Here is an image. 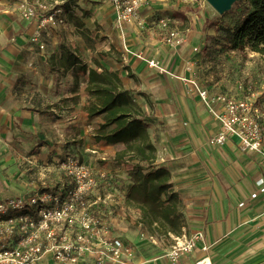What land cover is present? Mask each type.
<instances>
[{
	"label": "rangeland",
	"instance_id": "1",
	"mask_svg": "<svg viewBox=\"0 0 264 264\" xmlns=\"http://www.w3.org/2000/svg\"><path fill=\"white\" fill-rule=\"evenodd\" d=\"M2 1L6 3L0 5L2 9L0 36H6L3 43H7L8 53L5 54L4 50H0V64L7 69L0 68V76L3 78L8 76L4 81L8 86L3 87L1 82L0 92L9 94L7 106L20 104L21 106L18 107H22L25 96L34 93L39 85L42 86L43 78H49L47 84L50 93L68 97L72 102H69L70 113L65 118H68L67 123H70L69 126L74 130L64 133L67 142L61 144V152L55 158L74 156L94 171L104 168L115 179L114 189L118 195L130 187L131 182L127 178L126 171L133 162L129 160L130 154L125 152L122 146L112 147L96 142V129L102 120L100 116L89 118L87 115L88 96L85 91L87 76L80 66L75 65L67 71L62 68L63 55L66 51L76 55L87 69L103 68L118 72L124 82L123 86L131 92L146 115L151 142L152 135H156L157 131L162 133L160 130L166 119L176 121L177 125L191 121V129L183 126L184 132L189 134L193 132L194 136L202 135L201 121L204 119L202 110L205 108L194 87L205 91L210 98L216 95L260 94L256 101L264 110V55L253 52L248 40L243 47L227 52L222 45L212 39L215 37V29L204 28L207 23L216 25L221 17L227 22L230 21L231 17L225 14L231 9L223 14L225 15L223 17L216 13L206 0H151L146 21L136 25L140 29L138 30L132 27L133 24L116 27L115 13L107 0H59L64 7L65 24L54 28L49 37H43L41 42L45 47L40 49L38 43L29 37L26 30L15 31H24L26 27V21L17 13L19 0ZM85 15L87 18H84ZM71 16L73 19H79L77 21H80L81 26L75 24ZM161 19L166 20V26L160 24ZM5 24L10 25L11 28L3 29ZM113 28L120 35L122 46L124 45L122 36L126 31L129 37L133 38V43H137V46L131 47L142 49V59L137 58V60L145 64L146 60L150 61L151 58L157 57L165 72L150 68L146 63L147 77L139 80V74H132L129 72L130 69L122 67L121 63L126 62L122 60L121 54L115 52L113 56L110 55L112 45L108 43L106 34ZM135 30L139 33L136 32L137 36L134 34ZM172 30H175L181 39L179 44L172 43L173 40L169 39ZM193 47L195 48L192 50ZM130 51L138 54L135 49ZM14 57H18L19 65H16V69H11L10 63ZM176 59L182 62L179 66L181 65L182 71L184 68L193 85H186L182 78L178 77L181 83L175 77L174 68L175 72L179 70V66L174 65ZM55 98L56 96L53 99ZM1 136L2 144L4 139ZM194 136H188L191 137L188 140L191 152L199 146L191 140ZM19 138L20 135L15 136L11 141L10 136L9 142L5 141L6 145L0 146V199L20 193L23 189L28 191L37 187L39 172L42 170V165L46 164V161H40L38 156L41 154L39 148L42 145L50 146L48 137L41 134H27L24 136L25 141ZM153 145L155 163L170 171L171 190L178 198L175 201H166L165 197L161 196L157 204L142 206L141 196L136 192L131 197V204L129 203L134 214L126 216L122 212L114 216L112 223L117 225L121 220L119 228L123 231L113 230L112 235L132 246L133 258L130 263L169 264L161 247L164 233H176L175 231L179 229L181 232L183 228L189 234L199 232L197 230L206 232V229L202 230L204 223L218 222L217 228L208 231L211 251L216 259L215 264H264V229L247 230L236 227L224 233L223 230L226 228L222 226L224 222L221 220L202 224V220L206 219L203 212L208 209L202 204L211 200L220 203L223 198L220 199L218 194L209 199L206 196L191 194L195 188L192 187L191 182L181 179L179 174L182 173V168L169 166L166 160L163 162L161 159L168 158V154L155 142ZM53 148L50 146L49 150L54 151ZM204 152L206 153L205 149ZM46 180L52 183L56 180V175ZM219 205L217 210L220 208ZM168 213H173L176 217L174 228L164 219ZM220 224L221 228H219ZM116 231L118 235L114 234ZM145 234L150 238H157L159 246L145 241ZM193 254L194 252L190 255ZM84 264L121 263L104 258L89 259Z\"/></svg>",
	"mask_w": 264,
	"mask_h": 264
},
{
	"label": "built area",
	"instance_id": "2",
	"mask_svg": "<svg viewBox=\"0 0 264 264\" xmlns=\"http://www.w3.org/2000/svg\"><path fill=\"white\" fill-rule=\"evenodd\" d=\"M107 1L115 13L118 28L137 22V11L147 2ZM60 2H18L17 13L33 26L32 39L40 49L45 47L41 39L49 37L54 28L65 24ZM160 24L166 26V20L161 19ZM169 34L172 43L181 42L175 30ZM128 55L142 59L141 54L136 55L124 46L122 60L126 61ZM146 63L150 68L164 71L155 60H146ZM182 81L193 85L187 78L183 77ZM194 89L217 125L216 133L208 140L209 145L222 146L235 139L242 154L258 155L264 163V110L256 101L260 94L210 98L205 91ZM45 163L39 172L41 177L37 187L28 194L0 200V264H84L89 259L104 258L133 264L130 263L133 258L130 243L112 235V219L117 210L127 208L125 192L116 193L113 176L104 168L94 171L74 156L55 158ZM52 175H56V180L47 182L46 179ZM256 186L259 193H264L263 179H259ZM257 195L252 194V198ZM199 246L202 251L210 248L205 234L202 231L189 234L183 229L177 236L170 235V245L164 256L169 262L177 263ZM195 264L210 262L204 258Z\"/></svg>",
	"mask_w": 264,
	"mask_h": 264
},
{
	"label": "crops",
	"instance_id": "3",
	"mask_svg": "<svg viewBox=\"0 0 264 264\" xmlns=\"http://www.w3.org/2000/svg\"><path fill=\"white\" fill-rule=\"evenodd\" d=\"M5 3V1L0 0V5H4ZM149 4L151 5V0H147L146 4L141 9H139V11H137V22L132 25V27H135V29H138L136 26L138 22L143 23L146 21V16H148L147 9L150 6ZM176 24L178 25V23ZM4 27L6 30L11 28L10 25L6 24L2 28L4 29ZM23 30L24 31H15L25 32L26 30L29 37H32L34 28L27 21L26 27ZM0 32L2 31L0 30ZM136 32L137 30L134 31L135 36L139 34ZM106 37L108 38V43L112 45L110 50L111 56H113L115 52L122 54L123 46H127L128 49L130 47L129 50L135 49L139 54H143L142 49L137 50L136 47H131L137 46V43H133V38H130L126 31L122 36V40L124 41L123 46L121 45L120 35L114 28L110 33L106 34ZM5 39V35L0 36V50H4V53L7 54V43H3V40ZM113 43L119 44L120 47L116 46V44L114 45ZM194 48L195 47H193L192 50ZM127 57L128 58L125 61L126 63H121L122 67L128 70L130 69L129 72L132 74H139V80L145 79L148 73V66L146 63L142 64L139 60H137V58L132 56ZM18 60V57H14L12 59V62L10 63L11 69H16V65H19ZM151 60L159 62L157 57H153ZM180 63L182 62H179V60L176 59L174 65L179 66ZM0 68L7 70L2 64H0ZM174 70L176 71L175 68ZM175 71L173 72L175 77H177V80H179L178 77H184L188 79L189 75L186 74L184 68L183 71L181 70V65L179 66V70L177 72ZM7 78L8 76H5V78L0 76V83L2 82L3 87L8 86V84H5L4 82ZM48 81L49 78H43L42 86L39 85L36 87V90L33 91L34 93L30 95L27 94L23 102L28 104L25 105V103H23L22 107L20 108L18 107L21 106L20 104H15L8 107L7 99L9 94L6 92H0V135H2L1 137L4 139L2 144L6 145L5 141L9 142L8 138L10 136L11 141L13 138H15V136L18 135H20L19 140L23 139L25 141L24 136L27 134L44 135L45 137H48L49 144L51 147H54V151L49 150L50 146L42 145L39 148L41 154L38 156V158L43 162L51 161V159H55V156L60 154L61 144L67 142L64 139V133L74 130L71 129V126H69L70 123H67L68 118H65L70 113L69 102H71V100L68 99V97L50 93V90L48 89L49 86L47 84ZM179 82L181 81L179 80ZM122 83H124L123 80ZM55 96L56 98L53 99ZM202 111V114H204V119H201V128L203 129V132H201L202 135L197 134V136H194L193 132L190 133L192 136H194L191 140L195 141V145H199L198 147H195L194 152H191V147L188 146V140L191 138L188 136L191 135L187 132L185 133L183 127L188 126L190 130L191 121L190 123L184 122L182 125H177L176 121L166 119L165 124L162 125V129L160 130L162 133L157 131L156 135H152V139L155 144L158 145L160 149L162 148L161 150H164L166 154H168V158H163L161 160L163 162L166 160L167 165L169 166L173 165L177 168H182V173L179 174L181 179H185L189 181V183L191 182V185H193L192 187L195 188L191 191V194L203 197L206 196L207 199L218 194L220 199L221 197L223 198L220 203H216L211 200L202 204V206L208 207V209L203 212L206 219L202 220V224L203 222L221 220L224 222L222 226L226 228V230H223L224 233H227L236 227L247 228V230H263L264 193H259L257 191L256 182L259 179L264 180V163L258 155L242 154L238 149V143L235 139L228 140L222 146L209 145L208 140L213 134L216 133L217 125L205 109ZM55 116H57V118H55ZM2 144L0 143V146ZM56 147L58 149H56ZM47 149L49 151H47ZM204 149L206 150V153L204 152ZM198 150L199 152H197ZM184 154H187L190 157L187 155L185 156ZM216 165L218 166L217 168ZM216 173L218 174L215 176ZM40 177L41 176H39L38 179H40ZM30 190L31 189L25 191V189H23L20 193L10 195L6 198L15 197L21 194L25 195L28 194ZM254 193H258L256 198H252V194ZM218 204H220L219 210H217ZM122 212L125 213L126 216L134 214V210L130 207V205H128V203L126 209L125 207H122L121 209L117 210V214H122ZM119 222H121V220L118 221L117 225L113 223L114 231L122 230L119 228ZM217 226L218 222L203 224L202 230L206 229V232H203L204 230L202 232L205 234L206 243L210 247L207 251L200 250L199 246L194 251L193 255L182 257L177 263H171L168 260L166 261H168L169 264H195L197 261L205 258L208 259L210 264H215L216 259H214L215 255L212 254L211 251V242L208 239V231H212L214 228H217ZM219 228H221V224L219 225ZM183 229L185 230V228ZM117 233L118 232L116 231L114 234L118 235L119 233ZM164 234V242H162L161 247L165 253L170 245V235L174 234L171 232H166ZM145 237V241H150V243L154 246H159L160 243L158 242L159 240L157 238H150L147 235Z\"/></svg>",
	"mask_w": 264,
	"mask_h": 264
},
{
	"label": "trees",
	"instance_id": "4",
	"mask_svg": "<svg viewBox=\"0 0 264 264\" xmlns=\"http://www.w3.org/2000/svg\"><path fill=\"white\" fill-rule=\"evenodd\" d=\"M61 7L63 10V5ZM225 15L231 17L230 21L221 17L216 25L207 23L204 27L215 29L212 39L227 52L243 47L248 40L253 52L264 55V0H238ZM77 20L73 19V22L81 26ZM63 56L64 71L79 65L87 76V115L89 118L100 116L102 120L96 129V142L122 146L130 154L129 160L133 163L126 174L131 184L125 191L128 205L136 192L141 196L142 206L157 204L161 196L166 201L177 200V194L171 190L170 171L155 163V146L149 137L146 115L131 92L123 86L118 72L103 68L87 69L70 51ZM175 218L173 213H168L164 219L174 228ZM175 232L172 234L177 236L182 231Z\"/></svg>",
	"mask_w": 264,
	"mask_h": 264
},
{
	"label": "water",
	"instance_id": "5",
	"mask_svg": "<svg viewBox=\"0 0 264 264\" xmlns=\"http://www.w3.org/2000/svg\"><path fill=\"white\" fill-rule=\"evenodd\" d=\"M238 0H206L209 6L219 15L228 12Z\"/></svg>",
	"mask_w": 264,
	"mask_h": 264
}]
</instances>
